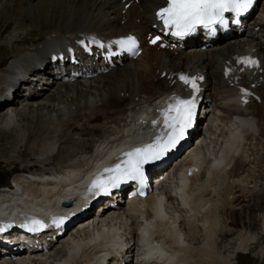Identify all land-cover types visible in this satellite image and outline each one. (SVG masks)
<instances>
[{
    "label": "bare ground",
    "instance_id": "6f19581e",
    "mask_svg": "<svg viewBox=\"0 0 264 264\" xmlns=\"http://www.w3.org/2000/svg\"><path fill=\"white\" fill-rule=\"evenodd\" d=\"M164 2L123 0L125 10L111 11L109 0H0V21L10 27L0 52V141L5 144L0 147V164L18 172L13 187H1L0 213L50 205L62 182L80 178L110 157L107 153L114 146L130 149L154 140L159 129L154 114L161 97L180 90L173 75H204L200 105L206 119L202 137L194 140V147L201 146L188 147L200 156L196 171L179 176L188 164L179 165L175 175L164 178L170 183L163 202L161 197L145 198L122 207L113 227L97 224L71 241L63 238L43 256L32 255L28 264H97L108 243L128 244L137 231L151 248L141 264H215L214 256L222 253L220 243L237 226L236 211L244 208H253L250 225L257 223L259 228L253 235H239L236 252L245 253L254 238L264 237V0L260 18L244 28L241 37L205 50L193 39L194 46L185 51L147 45L153 37V11ZM89 33L109 40L137 35L142 52L100 78L68 86L51 83L27 95L14 90L11 100L4 99L20 65L32 66L35 55L46 61L53 49ZM234 53L258 57L261 73L240 76L244 84H253L259 102L240 106L234 102V87L221 80L222 66ZM219 129L221 139L215 136ZM209 143L217 149L212 159ZM197 230L204 232V243L194 247L190 240L196 239L192 235ZM131 252L127 249L126 256ZM13 254L22 255L17 250ZM0 264L15 263L0 258Z\"/></svg>",
    "mask_w": 264,
    "mask_h": 264
},
{
    "label": "snow or ice",
    "instance_id": "6c2138e0",
    "mask_svg": "<svg viewBox=\"0 0 264 264\" xmlns=\"http://www.w3.org/2000/svg\"><path fill=\"white\" fill-rule=\"evenodd\" d=\"M253 0H167V6L157 12V17L163 22L164 28L172 30L176 36H184L193 32L198 25L210 26L217 22L223 23L226 12L237 16L245 13L252 5ZM159 37L151 42L156 43ZM111 43L117 44L122 50L135 54L137 41L129 36ZM103 47V45H100ZM241 63L245 66H255V60L245 58ZM228 74L227 71L225 73ZM185 84H190L193 95L191 98H172V102L165 108L161 115L163 131L151 143L142 147H135L125 152L124 159L113 167L105 168L100 176L93 180L90 191L95 195H108L112 189L118 188L127 181H137L144 184V166L161 159L168 152L175 149L185 138L188 129L192 127L196 116L197 86L196 78L181 76ZM154 125L157 122H153ZM107 174V175H105ZM143 195V192L140 193ZM66 218L54 219L53 224L59 228ZM39 224V221H34Z\"/></svg>",
    "mask_w": 264,
    "mask_h": 264
},
{
    "label": "rangeland",
    "instance_id": "374dc122",
    "mask_svg": "<svg viewBox=\"0 0 264 264\" xmlns=\"http://www.w3.org/2000/svg\"><path fill=\"white\" fill-rule=\"evenodd\" d=\"M24 22L27 23V24L30 23V21L28 19L24 20ZM3 24L4 23H2V21H0V38L4 37L7 34V32L9 31V28H10L9 26L7 28ZM5 27H6V29H4ZM1 40H0V43H1ZM25 40H27V38H25L24 41ZM21 45L22 44H19V46H21ZM2 46H3V43L0 44V52L1 53H2V50L4 49ZM22 127H24V125ZM220 127H223V125L221 124ZM217 132H218V134L215 135L216 137H218V135H220V129ZM218 138L221 139V135ZM4 145H5L4 142L0 141V147H3ZM209 147H210V152H211L209 156H210V159H212L213 155L216 153L217 149L215 148V143H209ZM13 170L16 171V169H13ZM3 172H5V169L0 165V174L3 173ZM204 175H205V172L202 173V175H201V177H199V179L200 180L203 179ZM9 187H11V186H9ZM240 211H236V212L240 213ZM242 212H245V213L248 212L249 215L248 214H244V213L235 215V222L237 223V226H235V228H234L235 232L229 238H226V239H228V241L229 240H231V241H229V242L228 241H222L221 247H220V250H221L222 253L219 254L220 256L217 255L220 258L214 256V259L216 260L215 264H227L228 261H226V258L228 256H230V255H233L231 257L230 264H264V260H263L264 259V254H262L264 252V241L262 239L261 240H256V239L254 240L253 239L251 244H249L246 247L247 250H246L245 253H241L242 251H239V250L236 252V249L238 247L237 245H238V243L240 241L238 239L239 238L238 237L239 233L240 234L241 233H245L246 230H247L246 235H251V234L253 235L254 228L257 227V225H255L256 223L250 225V219H252V216L254 215V212H255L253 210V208H250L248 210L246 208H244V209H242ZM251 213H253V214H251ZM250 216H251V218H250ZM241 228H243V230ZM258 228H259V225H258V227L256 229H258ZM197 232H201V234L200 233L198 234L199 235V240H194L195 246L201 245V243H202V241L204 239V237H203L204 236V232H202L200 230H197ZM197 232H195V233H197ZM195 233L193 235H195ZM262 238L264 239L263 236H262ZM203 243H204V241H203ZM191 244H193V243H191ZM259 252H261V255H260ZM197 258L198 257H196L195 259H197ZM197 260L199 261V259H197Z\"/></svg>",
    "mask_w": 264,
    "mask_h": 264
}]
</instances>
